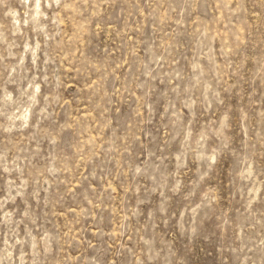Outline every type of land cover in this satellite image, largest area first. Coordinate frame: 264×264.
Masks as SVG:
<instances>
[{
	"label": "rangeland",
	"instance_id": "obj_1",
	"mask_svg": "<svg viewBox=\"0 0 264 264\" xmlns=\"http://www.w3.org/2000/svg\"><path fill=\"white\" fill-rule=\"evenodd\" d=\"M0 264H264V0H0Z\"/></svg>",
	"mask_w": 264,
	"mask_h": 264
}]
</instances>
